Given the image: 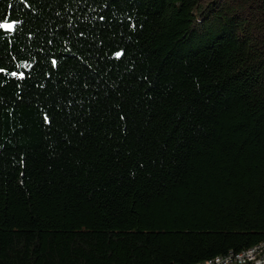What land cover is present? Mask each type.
<instances>
[{
    "label": "trees",
    "instance_id": "trees-1",
    "mask_svg": "<svg viewBox=\"0 0 264 264\" xmlns=\"http://www.w3.org/2000/svg\"><path fill=\"white\" fill-rule=\"evenodd\" d=\"M0 15L19 21L0 30V264H199L264 242V0Z\"/></svg>",
    "mask_w": 264,
    "mask_h": 264
},
{
    "label": "built area",
    "instance_id": "built-area-1",
    "mask_svg": "<svg viewBox=\"0 0 264 264\" xmlns=\"http://www.w3.org/2000/svg\"><path fill=\"white\" fill-rule=\"evenodd\" d=\"M199 264H264V242L240 253H229Z\"/></svg>",
    "mask_w": 264,
    "mask_h": 264
},
{
    "label": "snow or ice",
    "instance_id": "snow-or-ice-1",
    "mask_svg": "<svg viewBox=\"0 0 264 264\" xmlns=\"http://www.w3.org/2000/svg\"><path fill=\"white\" fill-rule=\"evenodd\" d=\"M19 24V21L17 19H13L8 17L7 15H0V30H3L4 33H12L14 31V29H16L17 25ZM123 55L122 51H116L114 53V56L117 58H120ZM57 63L56 60L52 61V64L55 65ZM19 67V66H17ZM5 68L4 67H0V73L4 72ZM20 77L23 78L24 77V73L20 72L19 73ZM11 76L12 77H16L17 76V72L16 71H12L11 72ZM45 121L49 122L48 117H45Z\"/></svg>",
    "mask_w": 264,
    "mask_h": 264
}]
</instances>
